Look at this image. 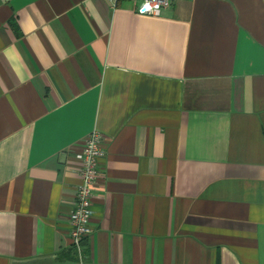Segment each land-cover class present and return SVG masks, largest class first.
Wrapping results in <instances>:
<instances>
[{
  "label": "crops",
  "instance_id": "1",
  "mask_svg": "<svg viewBox=\"0 0 264 264\" xmlns=\"http://www.w3.org/2000/svg\"><path fill=\"white\" fill-rule=\"evenodd\" d=\"M141 3L0 0V264H264V0Z\"/></svg>",
  "mask_w": 264,
  "mask_h": 264
},
{
  "label": "built area",
  "instance_id": "2",
  "mask_svg": "<svg viewBox=\"0 0 264 264\" xmlns=\"http://www.w3.org/2000/svg\"><path fill=\"white\" fill-rule=\"evenodd\" d=\"M116 2V0H114ZM172 0H142L138 6L139 14L157 16L162 8L168 7ZM103 136L95 129L88 133L81 145L79 152L74 154L76 172L79 183L75 190L74 207L69 213V242L77 256L83 254L82 241L92 233L90 225L92 209V197L94 185L97 181L98 159L105 154L102 148Z\"/></svg>",
  "mask_w": 264,
  "mask_h": 264
}]
</instances>
